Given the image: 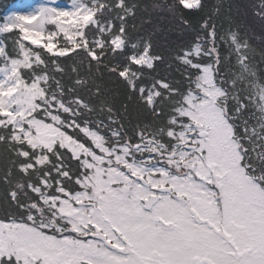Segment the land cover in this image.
I'll list each match as a JSON object with an SVG mask.
<instances>
[{"label":"snow or ice","instance_id":"6c2138e0","mask_svg":"<svg viewBox=\"0 0 264 264\" xmlns=\"http://www.w3.org/2000/svg\"><path fill=\"white\" fill-rule=\"evenodd\" d=\"M248 16L224 0L5 6L0 264H264V0L259 50Z\"/></svg>","mask_w":264,"mask_h":264},{"label":"trees","instance_id":"16d2710c","mask_svg":"<svg viewBox=\"0 0 264 264\" xmlns=\"http://www.w3.org/2000/svg\"><path fill=\"white\" fill-rule=\"evenodd\" d=\"M14 2H17V0H0V16L3 15V9L5 8V6ZM224 2L226 5H244L247 7L249 13L248 20L251 24L255 25L254 29L250 32V35L252 36V43L259 50L262 46L261 40L259 39V37L262 35V32L259 20L252 16V6L259 4L260 0H224ZM157 22L160 24L162 30L167 31L170 24V17H168L167 15H162Z\"/></svg>","mask_w":264,"mask_h":264},{"label":"rangeland","instance_id":"374dc122","mask_svg":"<svg viewBox=\"0 0 264 264\" xmlns=\"http://www.w3.org/2000/svg\"><path fill=\"white\" fill-rule=\"evenodd\" d=\"M28 2L35 4L41 2V0H28ZM57 2L62 6H66L70 3V1H63V0H57ZM21 10H27V9H21Z\"/></svg>","mask_w":264,"mask_h":264}]
</instances>
